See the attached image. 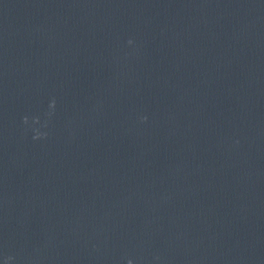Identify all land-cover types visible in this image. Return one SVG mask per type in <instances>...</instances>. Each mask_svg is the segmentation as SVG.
Here are the masks:
<instances>
[{"label":"water","instance_id":"95a60500","mask_svg":"<svg viewBox=\"0 0 264 264\" xmlns=\"http://www.w3.org/2000/svg\"><path fill=\"white\" fill-rule=\"evenodd\" d=\"M8 256L264 264V0H0Z\"/></svg>","mask_w":264,"mask_h":264},{"label":"clouds","instance_id":"9594fccd","mask_svg":"<svg viewBox=\"0 0 264 264\" xmlns=\"http://www.w3.org/2000/svg\"><path fill=\"white\" fill-rule=\"evenodd\" d=\"M129 45H131L133 43V41L130 39L128 41ZM55 107H56V101L55 99L53 98L50 103H49V109L50 111L47 113L49 119L51 118V116L54 114V110H55ZM141 122H145L147 121V117L146 116H143L140 118ZM22 123L24 125H29V118L27 116H25L22 120ZM33 123L34 124H39L40 121H39V118H34L33 120ZM47 123L48 121H45L44 123V127H47ZM47 138V133L46 132H41L39 129H33V136H32V139L33 140H41V139H46ZM15 259V257L13 256H8L6 258V264H10L11 261H13ZM127 264H133V261L131 259L128 260Z\"/></svg>","mask_w":264,"mask_h":264}]
</instances>
